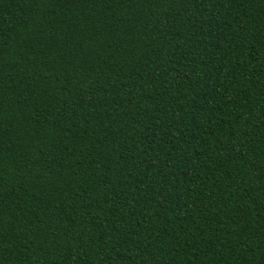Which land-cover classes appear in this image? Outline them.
<instances>
[{"label":"trees","instance_id":"trees-1","mask_svg":"<svg viewBox=\"0 0 264 264\" xmlns=\"http://www.w3.org/2000/svg\"><path fill=\"white\" fill-rule=\"evenodd\" d=\"M0 264H264V0H0Z\"/></svg>","mask_w":264,"mask_h":264}]
</instances>
